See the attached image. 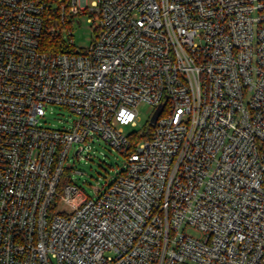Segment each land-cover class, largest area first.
<instances>
[{
	"label": "built area",
	"instance_id": "obj_1",
	"mask_svg": "<svg viewBox=\"0 0 264 264\" xmlns=\"http://www.w3.org/2000/svg\"><path fill=\"white\" fill-rule=\"evenodd\" d=\"M85 12L88 47L45 49ZM95 140L126 160L90 196ZM0 264H264V0H0Z\"/></svg>",
	"mask_w": 264,
	"mask_h": 264
},
{
	"label": "rangeland",
	"instance_id": "obj_2",
	"mask_svg": "<svg viewBox=\"0 0 264 264\" xmlns=\"http://www.w3.org/2000/svg\"><path fill=\"white\" fill-rule=\"evenodd\" d=\"M90 15L85 12L75 15L72 19L69 31H64V38L72 41L77 48L88 47L94 39L99 21L90 20ZM139 119L137 126H126V130H140L146 126L154 107L148 103H140L138 106ZM76 119V114L64 105L50 103L46 107V116L43 118L45 126L64 127L69 126ZM88 144L91 147L88 148ZM84 157L74 162V171L71 172L73 181L87 194H96L95 188L106 184L124 166L126 157L124 153L113 148L103 140L88 141L84 150ZM188 232L200 235V232L189 228Z\"/></svg>",
	"mask_w": 264,
	"mask_h": 264
},
{
	"label": "trees",
	"instance_id": "obj_3",
	"mask_svg": "<svg viewBox=\"0 0 264 264\" xmlns=\"http://www.w3.org/2000/svg\"><path fill=\"white\" fill-rule=\"evenodd\" d=\"M45 49L49 51H65L70 49L69 46L66 44V39L60 33H48L45 35L44 39ZM155 125L150 122H147L146 126L140 130H133L131 136V148L134 149L136 143L142 139H148L152 136L153 130ZM70 172L67 171L65 176L62 178L61 185L67 183L69 178Z\"/></svg>",
	"mask_w": 264,
	"mask_h": 264
},
{
	"label": "water",
	"instance_id": "obj_4",
	"mask_svg": "<svg viewBox=\"0 0 264 264\" xmlns=\"http://www.w3.org/2000/svg\"><path fill=\"white\" fill-rule=\"evenodd\" d=\"M161 111H162V107L159 106V107L154 111L153 115H152L151 118H150V122H151V123H156V121H157L159 115L161 114Z\"/></svg>",
	"mask_w": 264,
	"mask_h": 264
}]
</instances>
